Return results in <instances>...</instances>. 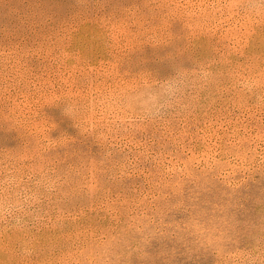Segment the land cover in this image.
Instances as JSON below:
<instances>
[{
    "label": "rangeland",
    "instance_id": "obj_1",
    "mask_svg": "<svg viewBox=\"0 0 264 264\" xmlns=\"http://www.w3.org/2000/svg\"><path fill=\"white\" fill-rule=\"evenodd\" d=\"M0 202V264H264V0H0Z\"/></svg>",
    "mask_w": 264,
    "mask_h": 264
},
{
    "label": "clouds",
    "instance_id": "obj_2",
    "mask_svg": "<svg viewBox=\"0 0 264 264\" xmlns=\"http://www.w3.org/2000/svg\"><path fill=\"white\" fill-rule=\"evenodd\" d=\"M182 82L181 81H177L176 83V87L179 88V87H182ZM11 212L12 211V208L8 205H6L5 203L3 202H0V215H3L5 214V212Z\"/></svg>",
    "mask_w": 264,
    "mask_h": 264
}]
</instances>
